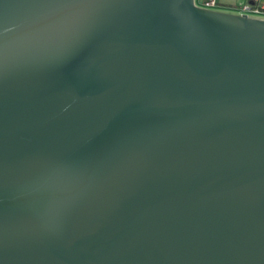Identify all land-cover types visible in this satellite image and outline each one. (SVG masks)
I'll use <instances>...</instances> for the list:
<instances>
[{
	"label": "water",
	"instance_id": "95a60500",
	"mask_svg": "<svg viewBox=\"0 0 264 264\" xmlns=\"http://www.w3.org/2000/svg\"><path fill=\"white\" fill-rule=\"evenodd\" d=\"M70 2L0 0V264H264V19Z\"/></svg>",
	"mask_w": 264,
	"mask_h": 264
},
{
	"label": "built area",
	"instance_id": "2783aa9c",
	"mask_svg": "<svg viewBox=\"0 0 264 264\" xmlns=\"http://www.w3.org/2000/svg\"><path fill=\"white\" fill-rule=\"evenodd\" d=\"M218 5L217 0H204L202 3V7L205 8H213ZM240 14H264V4L261 0H250L248 3L242 5L240 8Z\"/></svg>",
	"mask_w": 264,
	"mask_h": 264
},
{
	"label": "crops",
	"instance_id": "0c3cea01",
	"mask_svg": "<svg viewBox=\"0 0 264 264\" xmlns=\"http://www.w3.org/2000/svg\"><path fill=\"white\" fill-rule=\"evenodd\" d=\"M200 1H202V3H203L204 0H200ZM217 1H218V5L221 8L232 7L234 9H238L239 10V8L242 5L248 3L250 0H217ZM261 2L264 4V0H261ZM239 12H240V10H239Z\"/></svg>",
	"mask_w": 264,
	"mask_h": 264
},
{
	"label": "snow or ice",
	"instance_id": "6c2138e0",
	"mask_svg": "<svg viewBox=\"0 0 264 264\" xmlns=\"http://www.w3.org/2000/svg\"><path fill=\"white\" fill-rule=\"evenodd\" d=\"M33 2L40 7L59 6L71 3L70 0H33ZM192 10L195 11V9Z\"/></svg>",
	"mask_w": 264,
	"mask_h": 264
},
{
	"label": "rangeland",
	"instance_id": "374dc122",
	"mask_svg": "<svg viewBox=\"0 0 264 264\" xmlns=\"http://www.w3.org/2000/svg\"><path fill=\"white\" fill-rule=\"evenodd\" d=\"M194 2H195L196 5L202 6V1H200V0H194ZM208 9H212V10H219L220 9L222 11H226V12H230V13H235V14H240V12H239L238 9H234L232 7L221 8L219 5H217L216 7L208 8ZM249 16L264 19V14H258V15L249 14Z\"/></svg>",
	"mask_w": 264,
	"mask_h": 264
}]
</instances>
